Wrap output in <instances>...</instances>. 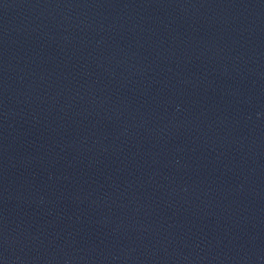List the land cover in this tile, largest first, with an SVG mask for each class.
Returning <instances> with one entry per match:
<instances>
[{
	"label": "water",
	"instance_id": "obj_1",
	"mask_svg": "<svg viewBox=\"0 0 264 264\" xmlns=\"http://www.w3.org/2000/svg\"><path fill=\"white\" fill-rule=\"evenodd\" d=\"M198 94L252 264H264V0H160Z\"/></svg>",
	"mask_w": 264,
	"mask_h": 264
}]
</instances>
